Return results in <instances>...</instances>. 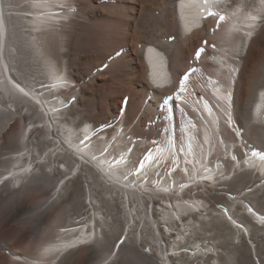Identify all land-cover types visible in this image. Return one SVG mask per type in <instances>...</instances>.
<instances>
[{
    "label": "bare ground",
    "instance_id": "obj_1",
    "mask_svg": "<svg viewBox=\"0 0 264 264\" xmlns=\"http://www.w3.org/2000/svg\"><path fill=\"white\" fill-rule=\"evenodd\" d=\"M101 1L0 0V70L16 75L18 87L32 97L20 96L0 72V171L15 163V179L23 183L0 186V264H46L40 261L56 254L48 242L77 238L83 223H95L103 240L65 254L57 264H101L125 227L124 246L112 264H264V158H248L253 169L244 172V161L231 172L224 168L213 184L197 187L200 194L172 198L184 188L181 173L191 180L193 168L197 177L214 174L203 166L206 152L211 157L214 150L219 165L235 145L227 131V141L219 144L204 111L203 105L213 115V106L203 102L211 88L235 112L246 144L264 152V114H251L264 92V24L247 49L242 26L232 34L208 26L183 36L177 18L179 10L188 14L185 0ZM243 3L264 6V0ZM97 39L108 40L104 50H96ZM149 43L168 56L171 88L149 80L148 73L160 83L167 79L161 59L145 60ZM215 47H222L217 60ZM105 56L106 69L86 80L92 72L85 70L88 58L103 61L101 67ZM232 84L233 100L222 88ZM120 93L129 97L127 107L123 98L117 103ZM170 94L176 95L172 110L162 109ZM23 130H29L26 143ZM169 134L192 143V154L159 147ZM138 158L141 167H133ZM27 159L31 172L23 178ZM61 159L68 163L56 189ZM74 165L81 168L77 177ZM110 171L126 175L119 184Z\"/></svg>",
    "mask_w": 264,
    "mask_h": 264
},
{
    "label": "rangeland",
    "instance_id": "obj_2",
    "mask_svg": "<svg viewBox=\"0 0 264 264\" xmlns=\"http://www.w3.org/2000/svg\"><path fill=\"white\" fill-rule=\"evenodd\" d=\"M106 2V0H102L101 1V3H105ZM100 3V1H98L97 2V5H100L99 4ZM158 12H156V14H157ZM103 30L100 28V29H98L97 30V32L99 33V34H102L103 32H102ZM98 40V42H97V47H96V50H98V49H102V50H104V46H106L107 44V42H108V40L107 39H102L101 41L99 40V39H97ZM166 42V41H165ZM201 43V42H200ZM109 45H112V44H114V43H108ZM100 52V51H99ZM103 53H104V51H103ZM109 53V52H108ZM108 53H106L105 55H107ZM86 55V56H85ZM100 55H101V53H100ZM83 56L84 57H86L87 58V53L86 52H84V54H83ZM108 56V55H107ZM112 56V55H111ZM106 57V56H105ZM110 59V56L109 57H106L105 58V61H106V63H103V65L100 67H98V65H101L100 63L101 62H103V61H100V62H98L97 64H93V62H89L90 60H89V58H88V60H87V62H88V64L86 63L85 64V70L86 71H88L87 73L89 74V72L92 70V72H91V74L90 75H88L87 76V78L89 77V78H91V76H93L92 74H94L95 72H97L98 70H100V71H102V70H105L106 69V66H107V62H108V60ZM116 60V59H115ZM91 63V64H90ZM97 66V67H96ZM103 73L105 74L106 73V71H103ZM105 76V75H104ZM86 79V80H90V79ZM193 83V85H194V83H195V81L193 82H191V84ZM79 89V88H78ZM115 89L116 88H112V90H111V92H113V91H115ZM153 93V91H151V94ZM126 96L127 95H125V94H119V96H117V99H116V101H117V103L119 102L120 103V100H121V98H123L122 100L124 101H121V105L122 104H124V107H127L128 106V103H129V97H127L126 98ZM126 100H125V99ZM163 104V103H162ZM175 106H176V104H175ZM180 109V108H179ZM161 114V113H160ZM166 116V115H165ZM165 116H163V117H165ZM163 122L162 123H164L165 122V120H162ZM180 122H181V119H180ZM41 199V198H40ZM40 199H38V200H40ZM215 206L217 207V208H220L221 209V204H215ZM2 242V241H1ZM3 244L4 245H8L9 246V240H7V243H4L3 242Z\"/></svg>",
    "mask_w": 264,
    "mask_h": 264
},
{
    "label": "snow or ice",
    "instance_id": "obj_3",
    "mask_svg": "<svg viewBox=\"0 0 264 264\" xmlns=\"http://www.w3.org/2000/svg\"><path fill=\"white\" fill-rule=\"evenodd\" d=\"M210 15H216V13H210ZM223 19H224V17L221 16V17H220V20H223ZM205 43H207V41H205ZM202 51H203V49H198V50H197V52H196V58H197V59H199V57H200Z\"/></svg>",
    "mask_w": 264,
    "mask_h": 264
}]
</instances>
